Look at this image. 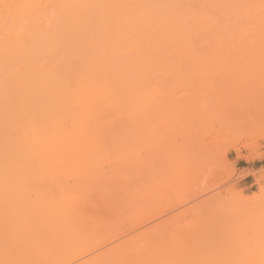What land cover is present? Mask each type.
Masks as SVG:
<instances>
[{"label": "rangeland", "instance_id": "obj_1", "mask_svg": "<svg viewBox=\"0 0 264 264\" xmlns=\"http://www.w3.org/2000/svg\"><path fill=\"white\" fill-rule=\"evenodd\" d=\"M227 8L223 46L207 53L208 63V59L200 63L195 54L194 67L135 71L131 108L100 118L108 126L99 134L108 149L101 153L100 162H41L37 171L36 165L30 171L37 175L43 170L39 174L46 176L51 171L50 179L43 175L35 183L29 180L13 186L12 182V187L24 188L18 207H25L20 222L28 221L26 227L58 217L59 194L80 201L87 186L93 203L122 190L117 208L96 207L98 202L90 205L87 220L95 217L94 208L103 217L93 226L86 222L85 232L63 243L53 257L26 259L23 264H76L98 252L103 254L97 260L115 258L114 264L125 257L134 264H262L264 34L256 30L264 29L260 20L264 0L231 2ZM137 73L145 79L139 80ZM138 91L145 96L138 99ZM190 94H203L207 101L186 114ZM193 112L192 126L183 124V117ZM71 133L62 138L76 137ZM182 137L196 141L202 151L186 180L180 178L181 162L161 153ZM5 221L11 222L13 232L18 223L10 216ZM151 246L157 250L152 253L154 260L149 258ZM128 251H133L131 256ZM93 259L85 264L97 261Z\"/></svg>", "mask_w": 264, "mask_h": 264}, {"label": "bare ground", "instance_id": "obj_2", "mask_svg": "<svg viewBox=\"0 0 264 264\" xmlns=\"http://www.w3.org/2000/svg\"><path fill=\"white\" fill-rule=\"evenodd\" d=\"M242 1L0 0V264L53 257L63 243L85 232L86 222L93 226L103 217L94 208L95 217L87 220L90 205L98 202L96 207L107 209L120 205L121 189L105 197L107 200L91 203L88 199L93 192L86 186L80 201L67 193L57 196L61 214L53 216V221L26 227L28 221L20 222L25 207H18L24 188L11 184L35 183L33 180H41L43 175L50 179L51 171L46 176L39 174L40 169L39 177L30 171L35 165L37 171L41 162H100L101 153L108 151L99 138L101 128L108 126L100 118L131 108L128 102L133 96L135 71L194 67L197 58L200 63L207 60V53L223 46L227 5ZM260 20L264 21V14ZM256 31L264 34L261 27ZM142 77L137 75L139 80ZM142 94L136 93L138 99ZM202 96L190 94L186 114L201 106L206 100ZM194 112L183 117L182 123L192 126ZM69 133L76 137L62 138ZM163 152L164 158L181 162L182 180L202 155L200 145L186 137ZM7 216L18 223L13 232L11 222L5 221ZM150 251L149 258L154 260L152 253L157 250ZM98 253L90 259L97 260L103 254ZM125 258L118 264H134L132 258ZM114 261L105 257L93 264Z\"/></svg>", "mask_w": 264, "mask_h": 264}]
</instances>
